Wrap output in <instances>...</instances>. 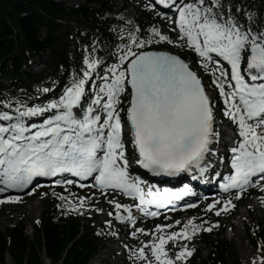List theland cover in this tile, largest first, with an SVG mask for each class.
Wrapping results in <instances>:
<instances>
[{"label":"snow or ice","instance_id":"1","mask_svg":"<svg viewBox=\"0 0 264 264\" xmlns=\"http://www.w3.org/2000/svg\"><path fill=\"white\" fill-rule=\"evenodd\" d=\"M159 4L174 9L175 19L166 13L164 18L176 33L175 40L156 27L147 33L139 27L121 29V42L106 58L95 55L96 41L91 48L84 46L83 66L54 98L31 104V97L0 101V193L30 185L34 190V181L38 183L41 177L56 178L57 186L80 188L86 187L81 181L91 178V186L101 195L112 192L133 201L120 203L115 197L107 201L114 207L107 214L116 221L135 226L138 218L133 209L142 218L157 217L160 209L174 211L173 201H181L192 189L188 185L176 190L160 188L133 175L126 135L137 164L153 175L171 177L194 170L200 175L208 172L212 167L208 156L217 153L210 145L220 144L222 133L214 128V103L197 72L178 55L152 50V45L162 42L196 54L223 99L224 115L235 125L225 146L230 157L221 155L217 160L227 174L212 169L223 181L220 189L225 193L238 190L237 199L247 187L264 192V25L253 26V14L246 9L248 22H242L241 7L234 13L224 0H159ZM51 91L43 88L38 93ZM69 175L79 179H69ZM53 195L70 211L84 208L91 199L80 196L73 203L71 193ZM20 199L8 196L0 202ZM219 203L213 200L206 210L220 215L235 206L225 200L216 208ZM174 225L181 221L157 224L152 231L135 228L132 237L140 233L153 238L129 249L132 264H183L192 255L188 244L170 255L169 242L175 246L177 241H190L195 232L212 230L196 225L194 218L179 230L167 231ZM258 259L264 264V256Z\"/></svg>","mask_w":264,"mask_h":264},{"label":"trees","instance_id":"2","mask_svg":"<svg viewBox=\"0 0 264 264\" xmlns=\"http://www.w3.org/2000/svg\"><path fill=\"white\" fill-rule=\"evenodd\" d=\"M233 2V9L241 7L240 13L246 9L264 19L261 0ZM111 11L112 6L107 0H84L76 8L58 0H0V74L10 80L18 78L33 94L41 97L47 94L38 93L45 83L60 88L83 66L80 56L84 54V46L91 48L95 40L99 54L108 50L111 41L117 40L120 23ZM137 22L145 32L152 17L143 13ZM62 27H65L64 32L56 34ZM42 29L45 36L40 38ZM91 32L93 36H90ZM46 52L51 55L50 71L44 74V79H36L34 85L21 69L34 55ZM56 204L55 199L48 202L39 226L33 225L32 237L24 233L22 226L0 230V264H5L6 255L13 264H43V258L51 264L89 263L100 248L99 238L89 228L83 229L78 217L65 214L61 208L56 209ZM247 233L249 240L253 244L261 243L264 250V221ZM201 245L208 250L207 254L202 256L200 245L196 246L183 264H242L232 240L205 235Z\"/></svg>","mask_w":264,"mask_h":264},{"label":"rangeland","instance_id":"3","mask_svg":"<svg viewBox=\"0 0 264 264\" xmlns=\"http://www.w3.org/2000/svg\"><path fill=\"white\" fill-rule=\"evenodd\" d=\"M59 1H62L65 5H77V4L80 5L83 3L84 0H59ZM109 2L114 6L117 12V16L119 18H121L126 24L132 23L134 28L137 27V25L135 24V18L138 15H141L142 10L138 9L136 6H127V7L122 6L125 0H109ZM120 10H125L126 13H124L123 11L120 12ZM245 20H247V17L245 18ZM257 23L264 25L263 23L259 22V20L256 17H254L253 26H255V24ZM163 33L170 35L173 40L177 38L176 33L170 31L169 27H166V30H164ZM40 36L41 37L43 36V31L40 33ZM151 47L153 49L173 52L180 56L181 55L190 56L188 49L186 47L184 48L175 47L173 45L163 43V42L160 44L152 45ZM96 54L97 52L95 53V55ZM45 58L46 56H42L40 60H44ZM43 63L44 61L40 62L41 65H43ZM32 68H31V71L32 70L35 71L34 67ZM45 70L48 71V69L46 68H43L42 71H45ZM205 74L211 76L210 73L205 72ZM36 76L40 79L42 78L41 73H37ZM16 85L18 86V83H16ZM48 86L49 85H47L46 88H49ZM57 93H60V91H57ZM51 97H52V92H49L48 95L45 96L44 98L50 99ZM23 99L26 100L27 98L24 97ZM5 100H8V99H5ZM51 193L53 194V192H50V190H46L45 192L38 193L35 198H30L26 203H23L19 207H15V206L0 207V229H4L7 227L16 226V225H22L24 227V232L26 233V235L31 237L32 236V233H31L32 226L31 225L37 223L38 220L41 218L42 211L44 209V206L47 203V197ZM63 195L69 196L67 194H63ZM106 198L107 199L105 200V205L109 204L107 201L110 199H113V196L106 197ZM69 199L73 203H76V197L74 195H70ZM251 200H252L251 198H247L243 200L241 203L237 204V206L239 205L240 206L237 209L233 210L232 212H225L224 214L217 215L218 223H220V225L224 229L221 235V238L232 239L234 241L237 255L239 259L241 260L242 264H252L253 259L257 255L264 256L261 253H257V251L252 247L245 233L246 225L255 224L256 222L260 220H264V202L260 201L259 203H257V204H260V208H257L255 207V203H253ZM29 202H33V203L36 202L38 204V207L31 213L27 212L21 215L20 212L25 207V205ZM62 202L67 206V204L64 201ZM109 206L111 205L109 204ZM89 208H92V204L90 205ZM92 209L96 211V208H92ZM97 209H100V208L98 207ZM73 212L76 213L82 219V224L84 226H87V225L93 226V229L95 231H100L102 235H105V240L103 242L104 250H102L99 254L93 256L88 264H100V260L107 256L105 254L107 253L109 247L114 248V252H113L114 255L113 257L109 258V261L111 263L113 264H132V260L130 259L129 249L139 246L141 241L149 240V238H147V236L143 234H138L137 237L134 238L128 232L127 233L126 231L123 232V227L119 225L115 220H112L113 216H109L107 214L109 212L107 209L105 210V212L103 211H99V212L96 211V212L98 215L103 217L105 221H112L111 225L105 223V221L99 222L98 220H96V216L94 215L96 212L94 214H92L91 211L82 213L80 210H78V211H73ZM205 213H210L212 217L216 216L215 212H207V210H205ZM204 215L205 214L202 211H197L195 213L190 214L187 217L182 215L178 219L185 220L187 218L188 219L194 218V221L196 220V223H197L196 225L201 226V225H204V220H203ZM178 219L173 220V223L174 221ZM163 222L165 223V221ZM181 227L182 225L180 227H177L176 229L174 228L169 229L168 231H176V230H179ZM236 231L238 232V235L236 234ZM199 237H200L199 235L195 236L193 240L189 241L188 247L190 248L195 243L200 242L198 241ZM180 242L181 240L177 241V244L175 246L171 242H169L167 246L170 251H178L179 247L177 246ZM125 245H127L128 247L126 248ZM242 247H244L248 251L247 254L244 252ZM205 253H206V250H203L202 254L205 255ZM256 262L259 263V259L256 258ZM5 264H13V262L11 259H9V257H7L5 258ZM44 264H51V263L48 260H45Z\"/></svg>","mask_w":264,"mask_h":264},{"label":"bare ground","instance_id":"4","mask_svg":"<svg viewBox=\"0 0 264 264\" xmlns=\"http://www.w3.org/2000/svg\"><path fill=\"white\" fill-rule=\"evenodd\" d=\"M212 145H210V147H211ZM38 207V204L36 203V202H29V203H27L26 205H25V207L22 209V211L20 212V214L21 215H23V214H25V213H27V212H29V213H31V212H33L36 208ZM256 207L257 208H259L260 207V204H256ZM91 212L94 214L95 213V211L92 209L91 210ZM30 215V214H29ZM95 216H96V220H98L99 222H103L104 221V218L103 217H98V214L97 213H95L94 214ZM236 234L238 235V232L236 231ZM243 248V250H244V252L247 254V250L244 248V247H242ZM113 249L114 248H112V247H109V249H108V253H113Z\"/></svg>","mask_w":264,"mask_h":264}]
</instances>
